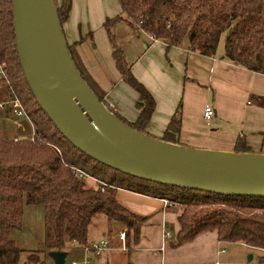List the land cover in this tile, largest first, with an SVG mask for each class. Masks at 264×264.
<instances>
[{
  "label": "trees",
  "instance_id": "trees-1",
  "mask_svg": "<svg viewBox=\"0 0 264 264\" xmlns=\"http://www.w3.org/2000/svg\"><path fill=\"white\" fill-rule=\"evenodd\" d=\"M119 2L121 13L108 18L104 27L113 43V57L122 79L138 94L139 114L134 122L110 107L105 94L88 76L69 43L68 47L95 95L111 112L141 132L146 133L156 109V99L135 76L123 49L115 43L112 28L123 20L145 31L153 40L163 41L168 50L188 39L190 50L209 57H217L224 37V59L264 74V0ZM57 3L64 29L70 19L73 0H57ZM0 64L6 71L5 76L0 75V104L16 96L35 133L41 137V140L0 139V264H19L23 249L13 240L12 234L24 226L26 204L43 206L46 245L52 251L69 253L75 244L78 247L89 244L90 226L100 214L107 217L109 226L113 222L123 224L127 241L132 237L138 243L147 218L131 212L119 202L118 188L169 199L183 206L174 246L192 241L203 232L216 231L220 241L242 243L259 250L263 253L260 262L264 263V197L221 195L134 177L90 157L61 133L38 103L23 72L16 45L12 0H0ZM259 104L264 107V97L259 98ZM182 107L183 102H180L160 139L181 144ZM234 151L252 152L241 137ZM73 168L86 171L110 187L102 191L94 183L88 184L75 176ZM176 188L184 192L176 193ZM187 191L193 193L185 195ZM28 261L45 264L43 257L36 253L29 254Z\"/></svg>",
  "mask_w": 264,
  "mask_h": 264
},
{
  "label": "crops",
  "instance_id": "crops-1",
  "mask_svg": "<svg viewBox=\"0 0 264 264\" xmlns=\"http://www.w3.org/2000/svg\"><path fill=\"white\" fill-rule=\"evenodd\" d=\"M110 1L73 0L70 19L64 24V32L78 61L99 91L105 94L106 102L115 112L134 122L139 114L136 105L138 94L122 79L113 57V43L104 27L106 20L115 17L116 14L110 7ZM133 29L145 33L148 38L143 42V46L138 44L139 56L134 58L123 44L121 48L132 65L135 76L148 87L156 99V109L145 130L147 134L161 138L182 100L179 136L181 144L195 143L199 146L198 144L207 142L212 145L207 147L212 149L234 151L236 141L241 137L245 139L252 152H263L264 107H247L248 110L242 111L237 107L235 97H254L259 102V98L264 97V74L231 63L224 59L223 54L219 57H209L194 52L189 49L188 39L180 46L168 50L163 41L153 40L145 31L134 27ZM114 39L116 41L115 34ZM155 43L161 44L168 52L173 49L172 54L175 52L187 54L189 72L183 91L180 78L173 74L174 69L166 70L164 65L155 62L141 67V60L148 55ZM202 86L207 89L209 95L211 91L213 101L212 104L205 102L204 106H197V88L201 89ZM219 88H224V92ZM191 102L196 106L192 107ZM207 105L212 106L215 111L210 121L204 118ZM240 112H243L242 115ZM237 114L242 119L239 122L241 127L238 133L237 130L221 128L222 119L228 118L226 123L235 124L232 120ZM213 119L216 121L215 128L209 126ZM27 121L35 131L29 118ZM117 198L131 212L147 218L141 227L140 240L135 243L131 237L127 241L126 235L127 249L124 250L119 233L126 232V228L119 222H113L110 226L108 224V232H105L103 237L109 239L110 249L102 256L94 257V264H214L216 261L229 264V260L223 258L227 254L224 244L232 242L220 241L216 231L203 232L192 241L174 247L180 230L181 207L166 206L163 198L121 188L117 190ZM165 230L171 233L170 239L164 240ZM170 230H173V233ZM88 240L97 239L89 237L88 234ZM222 249L226 251L222 253ZM69 252L75 257L82 254L80 248L75 245Z\"/></svg>",
  "mask_w": 264,
  "mask_h": 264
},
{
  "label": "water",
  "instance_id": "water-1",
  "mask_svg": "<svg viewBox=\"0 0 264 264\" xmlns=\"http://www.w3.org/2000/svg\"><path fill=\"white\" fill-rule=\"evenodd\" d=\"M12 4L16 45L27 82L74 146L144 180L221 195L264 197L263 152L194 148L133 128L105 106L80 73L57 0H12ZM49 255L55 264H65L68 252L54 250Z\"/></svg>",
  "mask_w": 264,
  "mask_h": 264
},
{
  "label": "rangeland",
  "instance_id": "rangeland-1",
  "mask_svg": "<svg viewBox=\"0 0 264 264\" xmlns=\"http://www.w3.org/2000/svg\"><path fill=\"white\" fill-rule=\"evenodd\" d=\"M110 7L116 13L115 16L121 13V7L118 0H111ZM112 33L113 35L115 34V38L117 41V42L115 41V43L120 47L123 44L125 48H127V50L130 51V54L132 53L134 58H137L139 56L138 50L140 48H138V44L140 43L139 45L143 46V42L145 40H148L145 33L134 30L133 27L130 26L129 23L127 22L118 23V25L112 28ZM173 51L174 50L172 49L170 52H168L166 48H164L161 44L155 43L153 47L150 49L148 55L141 60V65H142L141 67L144 68L147 66V64H151V62H155L156 64L159 63V65H164L166 70H171V68L174 69L175 72L173 74L180 78L182 82L181 88L183 91L185 88L184 85L185 79L189 72V62L186 53L175 52L174 54H172ZM223 53H224V37L220 42L217 57H219ZM197 89H198L197 97H196L197 106L199 105L204 106L205 102L212 104L213 94L211 93V91L209 95L208 92L206 91L207 90L206 88L203 87L201 89L200 88ZM219 90L221 92H224V88H219ZM235 98H236L237 107L240 108L242 111L248 110L247 107L253 108L256 106L258 107L260 106L257 98L254 97L242 98L236 96ZM191 103H192L191 104L192 107L193 105L196 106L194 102ZM242 113L243 112H240L239 114L242 115ZM28 118L29 117H18L14 115L10 105L5 106V108H0V139H15V137L31 138L34 134V131L33 128L30 126V124H28L27 121ZM226 119H222L221 128L225 130L227 129L237 130L238 133L241 127V124L239 122L242 120L239 117V115L237 114L235 116V119L232 120L235 122V124L226 123ZM209 126L215 128L216 126L215 119L211 121ZM210 127H208L209 130ZM213 131H216V129H213ZM186 144H187L186 146L190 145V147H194V148L212 149L210 147H207V145L212 146L210 145V143L207 142L203 144H198L199 146H197L195 143H191V144L186 143ZM183 145H185V143ZM217 150H221V149H217ZM262 151L264 153V147L262 148ZM93 183L94 181L92 180L88 182V184L91 185ZM121 189H126V188H121ZM126 190H131V189H126ZM175 192L180 194L184 192V190L180 188H176ZM192 193H193L192 191H187L185 192V195L188 194L189 196ZM178 205L179 203H175L176 207ZM108 224L109 222L104 214L98 215L94 219L92 225L90 226L89 237L96 238L97 240L104 238L105 237V236L103 237L104 233L105 232L107 233L109 229ZM23 225H24L23 228L14 230L12 234L13 240L18 244V246L21 249H23L19 264H38L35 262L28 261V256L29 254L32 253L40 254L45 260V264H55L54 259L49 255L50 251L52 250L46 245L47 231L45 228L43 206L26 204L24 207ZM170 231L173 233V230ZM224 247L227 250V254L224 255L223 258L229 260V264H264L260 262V257L263 255V253L260 252L259 250H253L243 244L236 242L225 243ZM251 254L254 255V258L252 260H249V256ZM73 257L74 256L72 252H69L66 257L65 264H68Z\"/></svg>",
  "mask_w": 264,
  "mask_h": 264
},
{
  "label": "built area",
  "instance_id": "built-area-1",
  "mask_svg": "<svg viewBox=\"0 0 264 264\" xmlns=\"http://www.w3.org/2000/svg\"><path fill=\"white\" fill-rule=\"evenodd\" d=\"M153 39V37L151 36ZM0 75L5 76L6 71L4 69V66L0 64ZM10 105L12 108V111L14 115L18 117H28L21 101L15 96L12 100H9L7 102L1 103L0 108H5V106ZM215 115V111L212 106L207 105L204 110V118L208 121L212 120V118ZM33 139H39L41 140V137L35 133L31 137ZM73 173L76 177L83 179L85 182L94 181L95 186L98 188L100 187L102 191H105L107 187H110V185L103 181L99 180L96 177L88 174L86 171L80 169V168H73ZM164 202L166 206H174L175 203L173 201H170L169 199H164ZM119 237L122 241V248L124 250L127 249L126 245V232L122 231L119 233ZM172 237L171 233L167 230L164 232V240L170 239ZM76 245V244H75ZM110 243L109 239L104 237L99 240L91 241L89 244L80 246L81 250V256L80 257H73L68 264H94L93 258L94 257H100L102 256L107 250L110 249ZM226 250L222 249L221 252L224 253ZM214 264H228L222 261H216Z\"/></svg>",
  "mask_w": 264,
  "mask_h": 264
}]
</instances>
